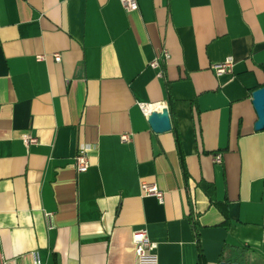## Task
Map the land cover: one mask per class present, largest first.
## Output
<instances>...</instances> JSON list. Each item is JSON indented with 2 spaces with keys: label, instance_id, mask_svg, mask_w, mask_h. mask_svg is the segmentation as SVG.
<instances>
[{
  "label": "crops",
  "instance_id": "0c3cea01",
  "mask_svg": "<svg viewBox=\"0 0 264 264\" xmlns=\"http://www.w3.org/2000/svg\"><path fill=\"white\" fill-rule=\"evenodd\" d=\"M137 3L0 0V264H33L34 253L137 264L140 229L157 264H264V130L251 97L264 87V0ZM141 105L166 108L171 130L153 133Z\"/></svg>",
  "mask_w": 264,
  "mask_h": 264
},
{
  "label": "built area",
  "instance_id": "2783aa9c",
  "mask_svg": "<svg viewBox=\"0 0 264 264\" xmlns=\"http://www.w3.org/2000/svg\"><path fill=\"white\" fill-rule=\"evenodd\" d=\"M123 9L126 12H135L138 10L137 0H118ZM38 60L43 59V56L37 57ZM56 62L60 61L59 55H55L54 57ZM170 60V54L167 50L162 49L157 57L150 63V67L154 70H157L158 77L162 76L161 69L163 65H166ZM233 67V60L231 57L226 58L222 63L216 64L212 66V70L217 76H220L225 73H230ZM143 113L148 117L151 111L148 110L146 106L141 105ZM122 141H129L128 135H123ZM22 141L25 146L29 147L31 145H35L37 143V139L31 137L30 135H23ZM87 147H80L77 154L74 157V169L77 173H85L89 168V161L86 156ZM220 156L215 157L216 163L220 162ZM140 189L143 195L153 196L160 203L163 201V192L152 183L141 182ZM132 241L135 246V255L137 264H157V256L155 254V250L157 245L151 242L148 238V234L146 229H140L135 231L132 236ZM264 243V237H263ZM33 264H42L36 253L33 254Z\"/></svg>",
  "mask_w": 264,
  "mask_h": 264
},
{
  "label": "water",
  "instance_id": "95a60500",
  "mask_svg": "<svg viewBox=\"0 0 264 264\" xmlns=\"http://www.w3.org/2000/svg\"><path fill=\"white\" fill-rule=\"evenodd\" d=\"M252 106L256 113L257 120L254 124L255 131L264 130V87H261L251 94ZM147 123L151 131L155 134L167 133L171 130V120L169 112L166 108H161L159 111H152L147 117ZM220 264H239V263H226L221 262ZM243 264H250L245 261Z\"/></svg>",
  "mask_w": 264,
  "mask_h": 264
},
{
  "label": "trees",
  "instance_id": "16d2710c",
  "mask_svg": "<svg viewBox=\"0 0 264 264\" xmlns=\"http://www.w3.org/2000/svg\"><path fill=\"white\" fill-rule=\"evenodd\" d=\"M176 142L177 143H179V138H178V136H177V134H176ZM180 164H181V168H182V173H183V177H184V179H185V181H186V183L188 182V180H189V175H188V173H187V171H186V168H185V164H184V161H183V157L181 156V154H180ZM198 186L206 193V195L208 196V198L210 199V202L213 204V205H216L217 206V204H216V202L214 201V198H213V196H212V193H211V186L210 185H207V184H205V183H199L198 184ZM221 208V207H220ZM223 211V210H222ZM192 225H193V229H194V231H197L196 230V221H192ZM235 258L234 259H232L231 261H239V257H237V255H235L234 256ZM220 260H223V255H221L220 256ZM230 261V260H229ZM245 261L244 260H242V261H240V263H244Z\"/></svg>",
  "mask_w": 264,
  "mask_h": 264
}]
</instances>
